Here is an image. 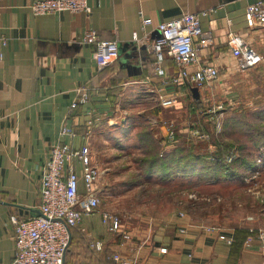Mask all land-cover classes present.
<instances>
[{"label": "crops", "instance_id": "obj_1", "mask_svg": "<svg viewBox=\"0 0 264 264\" xmlns=\"http://www.w3.org/2000/svg\"><path fill=\"white\" fill-rule=\"evenodd\" d=\"M33 1L0 0V40L5 43L0 42V264H10L14 256L10 215L19 219L39 216V180L55 144L78 149L88 143L91 161L99 168L98 149L101 143L113 139L116 143L135 142L133 150L139 158L136 133L140 124H147L158 143L159 156L173 148L164 143V126L178 123L173 117L181 104L178 100L186 99L188 93L181 84L167 82L175 74L171 62L165 65L166 78L153 72L151 45L157 24L184 13H206L200 15V26L209 43L199 52V64L213 66L222 81L242 73L227 46L229 31L238 34L260 56L263 54L259 45L264 44V28L251 30L245 23L246 7L260 0H89L88 14L45 16L31 13ZM141 19H149L151 25L143 27ZM88 30L95 31L102 40L118 42L117 59L100 71L92 57L93 48L82 43ZM211 86L201 89L200 94L213 92L215 86ZM80 87L88 89L90 101L72 109ZM159 96L174 97V107H159ZM89 109L97 113L99 121L86 133ZM134 109H141L137 114L152 111L156 115L149 113L151 118L146 123H131L138 129L129 136L131 139L125 133L130 127L125 116ZM162 113L167 119L160 116ZM62 126L72 128L77 136L60 137ZM117 129L124 135L115 138L112 133ZM187 141L194 143L189 137ZM69 167L81 178L77 161L70 160L65 172ZM135 173L140 174L139 169ZM105 181L100 178L97 185L98 210L85 216L71 232L64 264H115L111 260L115 254L137 264H264V247L256 235V221L264 218V183L255 187L263 195H253L251 216L214 226L202 217L180 211L176 199L171 203L129 196L121 199L123 209L116 210L111 207L114 198L107 192ZM143 185L148 183H136L138 188ZM78 192L85 193L81 179ZM103 213L117 216L116 232L102 223ZM179 213L184 215L179 217ZM209 227L219 231L209 232ZM125 235L128 240H124ZM218 235L232 237V245L218 240ZM91 241H100L102 251L90 249ZM160 249L166 252L162 254Z\"/></svg>", "mask_w": 264, "mask_h": 264}, {"label": "built area", "instance_id": "obj_2", "mask_svg": "<svg viewBox=\"0 0 264 264\" xmlns=\"http://www.w3.org/2000/svg\"><path fill=\"white\" fill-rule=\"evenodd\" d=\"M89 0H34L30 5V11L34 16H45L68 12L70 14H88ZM200 15L184 13L178 18L168 22L157 24L155 31L158 35L153 39L151 51L154 55L153 72L159 78H166L165 63L169 60L175 74L168 78L171 84H181L186 91L201 90L216 83L219 76L213 66L199 64V52L209 43V38L200 26ZM140 14V18H141ZM245 23L248 29L264 28V0L249 4L245 9ZM143 27L151 25L149 19H141ZM133 41H138L133 35ZM228 49L234 58L237 68L247 72L257 68L263 63L262 57L238 34L229 31L226 36ZM2 44H5L0 40ZM84 45L93 48V60L96 68L100 71L107 67L118 57V42L116 40H102L93 30H88L82 38ZM138 43V42H137ZM90 92L85 87L76 90V98L71 104L72 109L88 104ZM174 97L159 96L158 105L169 109L174 107ZM221 106H217L215 113ZM214 113V112H213ZM214 113V114H215ZM89 116L86 122V133L99 121L97 113L93 109L87 111ZM164 143L172 145L176 141L175 128L168 124L164 126ZM60 137L75 138L76 132L62 126L59 131ZM189 138L193 142H206L208 135L199 131H191ZM74 159L81 166V178L78 177L72 167L65 172L66 164ZM234 157L228 156L225 163L231 164ZM260 162V160H258ZM261 163V162H260ZM253 170L258 172L259 166ZM101 178L99 168L91 161L89 144L84 143L78 149L68 145L57 143L49 152V158L45 163L39 180V216L19 219L10 215L9 222L13 228L14 256L10 264H64L65 253L68 249L71 232L82 222L85 216L95 213L100 206L97 185ZM82 180L85 193L78 192L79 180ZM191 200H197L193 194H188ZM209 202V198L199 200ZM182 217L184 214H177ZM102 223L116 232L119 229V221L116 215L102 214ZM209 232L219 231L217 228H207ZM182 233V231H180ZM259 241L264 247V232L259 231ZM128 240L127 235L123 236ZM218 240L231 246L232 237L218 235ZM88 247L95 252H101L103 245L100 241H91ZM165 249H160L164 254ZM115 264H137L135 260H129L120 255L111 256Z\"/></svg>", "mask_w": 264, "mask_h": 264}, {"label": "rangeland", "instance_id": "obj_3", "mask_svg": "<svg viewBox=\"0 0 264 264\" xmlns=\"http://www.w3.org/2000/svg\"><path fill=\"white\" fill-rule=\"evenodd\" d=\"M259 48L263 53L261 55L262 60H264V44L259 45ZM245 75L247 76L244 77ZM220 83L223 84L222 87H219ZM212 86L213 92L210 91V94L204 93V95H201L199 91V100H195L200 101L202 104L199 107L196 106L193 112L190 109L188 111L191 104L190 99L178 100L181 104L177 107V114L173 116L178 121L173 125L174 128L183 131L181 134L184 133L187 137H189L191 131H201L208 135L209 138L206 142H194L195 148H199L198 150L201 153L215 154L217 151L224 150L226 158L228 156L235 157L238 146H245V154H250L249 157L253 160L254 165L259 166L257 174L253 172L257 168L254 166L244 173L242 171L239 178L224 180V182L216 185L204 184L188 188L179 178L172 182L173 184L159 183L157 180L153 179L154 181H151L135 173V170H138L135 163L136 153L133 150L135 142L123 140V142L116 143L113 139L111 143H101L103 149L99 144L98 149L102 152H100L99 157L101 179L106 180L105 184L108 187L106 190L114 198L110 201L111 207L119 211L122 210L124 204H122L121 199H128L129 196L140 198L143 201L158 199L159 201H170L171 203L173 199H176L179 202L178 209L180 211L192 213L199 218L202 217L205 222L214 226H219L222 223L226 225L228 222L231 224L232 220L251 216L253 213L252 205L255 201L254 197H259L263 193L261 191L257 193L258 189L255 191V187L260 186V183H264V144H260L261 142L255 134L250 135L247 132V124H254L255 126L260 124L263 127L261 132H264V123L261 124L255 121L257 119L253 116L254 112L264 109V61L259 67L238 73L226 81L218 78ZM208 89L210 90V87ZM197 101H193L191 105L196 104ZM219 105L221 109L215 113L216 107ZM254 105L257 106L254 107ZM155 110V107H153V111ZM140 111L141 109L128 110V114L125 116V118H128V120H125L130 126L125 132L128 133V137L134 136L136 130H138L136 126L131 127V123L134 121L146 123L151 115H156V112L152 113V111L137 114ZM160 116L166 117L163 113ZM238 122L239 124L235 125ZM240 123L245 124V127H241ZM112 134H115V138L124 135L119 132V129ZM262 134L264 135V133ZM106 135L108 136V134ZM129 138L133 139V137ZM254 138L256 143L259 141L257 147H253L252 140ZM105 147L106 152L103 151ZM110 150L111 153H109ZM210 151H213V153H210ZM231 165L229 164L228 167L230 168ZM106 169L108 170L106 171ZM129 173L133 174L129 176L127 175ZM137 182L141 184L148 183V186L143 185V187L138 188L136 186ZM188 194H193L197 200L189 199ZM250 194L254 197L252 198ZM203 197L209 198V202H205L203 199L202 201L199 200ZM181 203L184 205L181 206ZM256 226H258L256 235L259 231L264 232V218L260 217L256 221Z\"/></svg>", "mask_w": 264, "mask_h": 264}, {"label": "trees", "instance_id": "obj_4", "mask_svg": "<svg viewBox=\"0 0 264 264\" xmlns=\"http://www.w3.org/2000/svg\"><path fill=\"white\" fill-rule=\"evenodd\" d=\"M199 91L200 90H198V97ZM187 98L190 99L191 104L193 101L199 100L198 98L195 100L192 90L188 92ZM191 104L188 111L190 109L191 112H193L196 109L195 107H199L202 103L197 101L196 104ZM253 116L257 119L255 121L261 124L264 123V109L254 112ZM237 124H239V122L235 125ZM240 126L245 127V124L240 123ZM247 126V132H249L250 135L255 134L257 139L261 142L260 144H264V135L262 134L264 132H261L263 127L260 124H258V126L247 124ZM140 127L141 129L136 133V141L141 150V156L135 160V163L140 171V176L148 180H157L159 183H172L179 178L188 188H193L204 184L216 185L224 182V180L239 178L242 171L244 173L246 170L251 169L250 167L253 168L256 166L249 157L250 154H245V146H238L237 154L232 160V165L230 164L231 167L229 168L225 163L227 156H224V150L217 151L215 154L201 153L198 150L199 148H195L196 146L194 143L186 142L188 138L187 135L184 133L181 134L180 131L176 129V141L171 145L173 148L159 156V146L152 136L150 126L147 124H140ZM252 141L254 144L253 147H257L259 141L256 143L255 138ZM238 234L246 235L248 233L239 232Z\"/></svg>", "mask_w": 264, "mask_h": 264}, {"label": "water", "instance_id": "obj_5", "mask_svg": "<svg viewBox=\"0 0 264 264\" xmlns=\"http://www.w3.org/2000/svg\"><path fill=\"white\" fill-rule=\"evenodd\" d=\"M157 35H158V33H156V36ZM192 93H193L194 98L197 99L198 98V90L197 89H193Z\"/></svg>", "mask_w": 264, "mask_h": 264}]
</instances>
